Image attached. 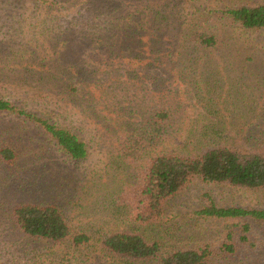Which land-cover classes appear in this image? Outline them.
Listing matches in <instances>:
<instances>
[{"label":"rangeland","instance_id":"obj_1","mask_svg":"<svg viewBox=\"0 0 264 264\" xmlns=\"http://www.w3.org/2000/svg\"><path fill=\"white\" fill-rule=\"evenodd\" d=\"M255 4H264V0H0V99L75 132L89 149L86 160L73 161L36 126L15 115L0 114V149L16 152L11 165L0 162L1 264H120L105 254L98 241L74 248L70 238L46 242L24 236L12 225L11 208L23 198L24 202H55L75 232L94 237L100 232L99 225L106 223L107 228L115 224L108 210L109 187L121 171L118 165L122 168L123 161H129L116 149L119 133L131 135L142 123V110L155 105L150 78L132 79L128 85L125 74L127 69L131 72L140 66L156 73L158 66L152 56L145 63H141L144 58L132 60L135 55L145 56L139 43L142 38L143 42L147 40V35L143 31L132 37L125 30L130 13H134L131 18L144 23L157 11L170 17L165 23L171 24L173 43L166 40L160 46L155 40L150 44L165 53L181 49L186 60L176 57L171 62L180 70L196 64L205 69L224 67L231 60L237 69L251 65L253 72L264 79V32L245 31L224 16L229 9ZM112 20L125 29H109ZM195 31L214 34L218 48L199 52L194 44L188 47L187 35ZM116 47L122 56L112 61L120 69L113 68L106 50L114 52ZM128 47L135 49L132 57L123 55H129ZM240 72L238 69L237 74ZM218 79L225 86L232 82L221 74ZM171 83L167 88L189 89L188 85L176 88ZM262 84L259 89L252 86L251 92L242 91L264 102ZM195 103L193 99L189 104ZM199 111L201 107L188 114L194 119ZM137 157L136 167L147 160L142 155ZM134 165L126 167L135 169ZM210 199L221 207L264 210V190L249 191L195 179L167 206L165 224L172 226L168 238L174 241L172 244H190L189 235L217 247L224 241L225 222L193 216ZM252 225L250 241L255 247L242 243L237 254L229 260L218 258V264H264V224Z\"/></svg>","mask_w":264,"mask_h":264},{"label":"trees","instance_id":"obj_2","mask_svg":"<svg viewBox=\"0 0 264 264\" xmlns=\"http://www.w3.org/2000/svg\"><path fill=\"white\" fill-rule=\"evenodd\" d=\"M161 13H154L147 23L131 18L134 13H130L126 29L120 22L116 25L117 20H112L108 26L112 30L125 29L132 37L144 31L147 40L143 42L142 38L139 44L145 56H133L135 49L132 51L130 47L127 48L130 56L123 55L133 56V61L144 58L141 63L152 56L158 62L156 73H148L146 66H140L131 72L127 69L125 74L128 85L132 79L150 78L155 90V105L147 111L142 110V123L131 135L119 133L116 149L129 161H123L122 168L118 165L121 171H117L118 177L109 187L108 210L115 224L107 228L106 223L99 225L101 229L95 237L83 231L75 232L55 202H24L26 198H23L11 208L9 216L13 227L24 236L46 242H63L70 238L74 248L88 247L98 241L97 245L105 254L120 264H218V258L229 260L237 254L242 243L255 247L250 241L252 223L264 224V210L221 207L213 199L195 210L193 216L197 220L226 223V236L218 247L192 235L187 237L190 244L183 246L177 243L175 246L174 241L168 239L173 229L165 224L167 206L195 179L249 191L264 190V102L251 96L252 93L243 92L247 89L251 92L252 86L259 89L264 79L253 72L251 65L236 66L241 70L238 75V69L232 65L235 62L231 60L224 67L217 65L208 69L196 64L180 70L171 65L176 57L185 61L184 52L175 49L165 53L161 47L155 49L150 44L156 40L162 46L164 41L173 43L175 39L170 31L171 24L165 23L170 17ZM224 16L245 31L264 32V4L229 9ZM188 36V47L194 44L199 52L215 51L219 46L214 34L195 31ZM106 50L113 68L120 69L114 66L117 62L112 59L120 58L122 52H116L117 47L113 50L115 53ZM220 74L232 82L225 86V82L218 79ZM170 81L176 88L188 85L189 89L167 88ZM193 99L196 103L189 104ZM199 107L202 111L192 119L188 113ZM221 107L228 110L220 111ZM5 113L36 126L73 161L88 158L87 143L75 132L0 99V114ZM141 155L147 160L136 167L134 161ZM15 159L16 152L12 148L0 149L1 164L11 165ZM130 164L135 169L126 167Z\"/></svg>","mask_w":264,"mask_h":264}]
</instances>
